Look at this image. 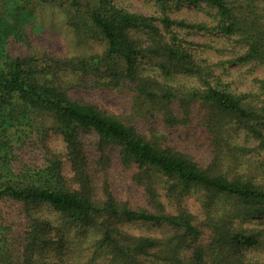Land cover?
<instances>
[{"label":"trees","instance_id":"16d2710c","mask_svg":"<svg viewBox=\"0 0 264 264\" xmlns=\"http://www.w3.org/2000/svg\"><path fill=\"white\" fill-rule=\"evenodd\" d=\"M0 1V264H264V76L231 91L178 31L264 65V0ZM30 20L103 50L64 55Z\"/></svg>","mask_w":264,"mask_h":264},{"label":"rangeland","instance_id":"374dc122","mask_svg":"<svg viewBox=\"0 0 264 264\" xmlns=\"http://www.w3.org/2000/svg\"><path fill=\"white\" fill-rule=\"evenodd\" d=\"M121 4L124 8L137 11L146 15H153L155 8L153 3L149 0H115ZM2 9L0 1V10ZM173 18L185 19L188 22H205L213 24L212 18L208 17L203 11L195 9L192 5H185L181 9L176 10L171 14ZM33 20H30L26 26L29 35L34 40L41 38L54 37V45L58 46L61 53L66 54H91L94 52H101L103 45L97 41H80L70 30H63L59 32V36L53 35L49 31L39 29ZM182 38L190 40L196 44L193 53L196 60L205 59L213 66V70L220 77L222 84L226 85L231 91L242 92L249 91L255 87V78H261L264 76V65H254L232 63L230 60L235 58L241 51L242 47L236 43L233 39L226 37L223 34L217 32H204L189 29H178ZM58 34V33H56ZM53 35V36H52ZM201 45V46H197ZM186 80H182L185 82ZM108 96L105 98H95L97 101H110L107 105H112L111 96L113 91L107 90ZM86 139L91 142L90 146L93 149L99 150V140L94 133H87ZM61 143V139H56ZM107 147V146H106ZM109 148V147H107ZM100 151V150H99ZM123 167L117 165L113 171V176L116 178L114 185L117 187H123L122 185H129L131 183L133 170L123 172ZM46 215L51 219L57 221L55 213L43 209ZM73 234L72 232H70ZM248 255L257 257L264 260V250H248Z\"/></svg>","mask_w":264,"mask_h":264}]
</instances>
